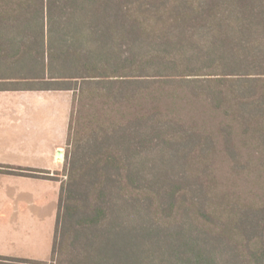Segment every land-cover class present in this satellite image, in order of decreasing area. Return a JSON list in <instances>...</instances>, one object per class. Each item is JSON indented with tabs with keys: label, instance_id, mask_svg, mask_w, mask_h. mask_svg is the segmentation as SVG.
I'll use <instances>...</instances> for the list:
<instances>
[{
	"label": "trees",
	"instance_id": "obj_1",
	"mask_svg": "<svg viewBox=\"0 0 264 264\" xmlns=\"http://www.w3.org/2000/svg\"><path fill=\"white\" fill-rule=\"evenodd\" d=\"M0 85L72 92L52 264H264V0H0Z\"/></svg>",
	"mask_w": 264,
	"mask_h": 264
},
{
	"label": "crops",
	"instance_id": "obj_2",
	"mask_svg": "<svg viewBox=\"0 0 264 264\" xmlns=\"http://www.w3.org/2000/svg\"><path fill=\"white\" fill-rule=\"evenodd\" d=\"M71 105V91H0V166H3L0 169L7 167L17 169L16 172L20 169L48 172L44 174L45 178L0 172L2 185L11 188L9 191L4 185L0 188V240L3 236H13V217L26 214L24 211H27L29 205L24 195L29 192L27 198L30 199L38 192V187L32 185L33 181L45 184L43 201L53 209L56 208V227L61 192V183L56 180V173L64 168ZM39 200L35 197L33 204ZM0 256L13 257L6 254Z\"/></svg>",
	"mask_w": 264,
	"mask_h": 264
},
{
	"label": "rangeland",
	"instance_id": "obj_3",
	"mask_svg": "<svg viewBox=\"0 0 264 264\" xmlns=\"http://www.w3.org/2000/svg\"><path fill=\"white\" fill-rule=\"evenodd\" d=\"M14 65H10V68H2L1 72H6L7 74L10 75H15L16 77H22L25 78L26 76H38L42 73V70L40 68H34L27 69L25 66L21 67H13ZM20 81L22 82H27L26 80L21 79ZM42 82H32V84L29 83H22L20 87H34V88H40V87H45ZM0 86H5V85H0ZM123 135V134H122ZM129 135V134H127ZM116 136V135H115ZM126 135H123V141H121L122 145H126L127 141H125L124 138ZM74 137V135H73ZM103 137V136H102ZM86 137L85 139H87ZM105 137L100 138V140H104ZM75 145L71 144V146ZM71 149H67V146L65 148V153L64 157L68 155ZM150 157L156 159H160V157H157L159 155L158 153H149ZM140 160L141 158H137ZM85 161V160H84ZM94 161V160H92ZM134 161V160H133ZM151 161L158 162L155 159H151ZM150 161V163H152ZM81 167L87 168L88 176L86 177H96L95 174H93L90 170L91 169H96V168H101L103 167L101 164H94V163H86L84 165H81ZM19 172V171H17ZM28 175L25 176H34L36 177H41L45 178L44 174H48V172H43L42 174L40 173H32L36 175H31V171H28ZM66 171L64 168L62 171L57 172L56 175L58 177L56 180L60 181H66ZM17 174V173H15ZM48 176V175H47ZM50 178V177H47ZM52 178V177H51ZM3 181V180H2ZM34 186H37L38 188L36 191L37 193H34L31 198H27L29 192H27L26 195H24V198H26V201H28L27 206V211L25 210L24 215H16L13 217L12 224L11 226L13 227V236L7 235V237H2L0 240V255H9L13 256L15 258L19 259H29V260H36V261H43L47 262V264H52L50 259H51V252H52V246H53V235H54V228H55V217H56V208L50 205H46L43 201L45 191L43 182L41 181H33ZM86 185H89L88 182H85ZM4 187L9 191L11 188L10 186L3 184ZM2 183L0 182V188H2ZM37 197V199H40L39 202L36 204H33V201ZM2 231V230H0Z\"/></svg>",
	"mask_w": 264,
	"mask_h": 264
}]
</instances>
